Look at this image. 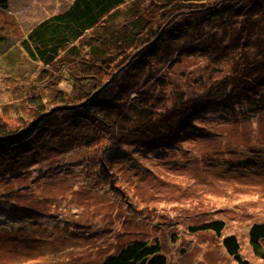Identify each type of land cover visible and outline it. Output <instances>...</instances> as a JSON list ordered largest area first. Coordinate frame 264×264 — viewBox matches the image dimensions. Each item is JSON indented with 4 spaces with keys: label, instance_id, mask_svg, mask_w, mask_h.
<instances>
[{
    "label": "rangeland",
    "instance_id": "obj_1",
    "mask_svg": "<svg viewBox=\"0 0 264 264\" xmlns=\"http://www.w3.org/2000/svg\"><path fill=\"white\" fill-rule=\"evenodd\" d=\"M72 1L7 0L0 5V114L14 126L31 118L36 89L55 98L60 88H70L80 54L65 57L61 51L47 65L30 57L22 43L38 22ZM126 1L124 16L136 2L144 11L154 6L169 12L170 0ZM200 19L207 30L229 33L224 41L248 21L236 15ZM256 21L264 35V11ZM91 35L89 31L82 39L80 51ZM181 40L170 43L168 54L176 55L192 38ZM232 62V56L214 62L185 52L171 64V78L150 82L153 119L158 110L186 105L187 119L206 138H162V128L169 133V127L155 120L159 136L151 139L149 128L146 146L102 137L91 147L80 146L77 155L67 157L55 149L59 153L23 174L0 176V264H101L138 240H159L168 264H239L223 244L233 236L243 260L264 264V238L257 249L250 237L255 225L264 223V105L246 102L254 96L230 79ZM50 149L43 145L41 153ZM63 157L69 168L60 170ZM203 223L217 224L218 230L198 229Z\"/></svg>",
    "mask_w": 264,
    "mask_h": 264
},
{
    "label": "trees",
    "instance_id": "obj_2",
    "mask_svg": "<svg viewBox=\"0 0 264 264\" xmlns=\"http://www.w3.org/2000/svg\"><path fill=\"white\" fill-rule=\"evenodd\" d=\"M6 3L0 0V5ZM126 4V0H73L67 9L41 20L27 33L22 46L30 57L51 65L65 51V57L80 54L76 57L78 66L74 78H69L70 88H60L55 98L34 91L30 119L14 126L0 114V176L18 170L23 174L25 168L59 153L56 150L67 157L77 155L80 146L91 147L102 137L146 146L150 143L144 141L151 133L147 132L149 128L151 139L159 136L154 132L155 120L169 127L170 134L162 128V138L196 135L198 126L187 119L186 105L158 110L153 114L158 115L156 119L150 106V82L158 84L156 80L162 76L171 78V64L185 52L208 56L214 62L232 56L230 79L236 85L241 83L245 95L254 96V101L247 103L258 108L264 105V35L262 24L256 21L264 11V0H170L169 12H159L154 6H146L144 11L141 2H136L124 16L121 9ZM201 15L206 20H227L236 15L248 21L233 39L224 41L222 37L229 33L218 35L213 29H205ZM89 31L91 39L82 52V39ZM190 37L192 40L176 49V55L168 54L170 43ZM206 39L210 42H204ZM104 74L108 77L103 78ZM235 93L240 94V90ZM50 131L54 135H46ZM43 145L51 148L46 155L41 153ZM217 146L222 147L220 142ZM60 164V170L69 168L65 157L62 168ZM255 226L250 237L258 249L264 238V223ZM197 228L218 230L217 224L203 223ZM233 237L225 238L224 246L240 260L239 264H250L239 255L240 244ZM159 242L129 243L101 264H168ZM261 255L264 259V252Z\"/></svg>",
    "mask_w": 264,
    "mask_h": 264
}]
</instances>
